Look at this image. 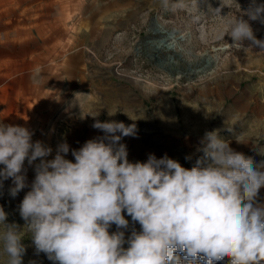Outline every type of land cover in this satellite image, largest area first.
<instances>
[{
  "label": "rangeland",
  "instance_id": "rangeland-1",
  "mask_svg": "<svg viewBox=\"0 0 264 264\" xmlns=\"http://www.w3.org/2000/svg\"><path fill=\"white\" fill-rule=\"evenodd\" d=\"M225 2L229 7L218 15L212 10L221 8L223 0H171L183 5L175 10L171 3L164 8L161 0H56L55 11L46 0H0V123L27 127L33 142L52 148L48 160L66 142L65 158L75 162L73 149L104 135L92 127L98 119L136 125L135 136H122L119 142L133 163L146 162L149 154L157 159L166 154L191 169L204 155L197 151L201 138L212 130L254 163L264 161V123L251 119V104L264 97V50L249 47V41L239 48L229 36L221 38L251 0ZM67 11L76 52L70 83L64 57ZM249 24L255 37L264 40V24ZM106 92L118 93L109 99ZM109 102L115 118H109ZM24 174L27 186L15 196L13 178L3 181L0 206L7 222L23 233L22 264H54L35 252L31 233L24 231L19 206L35 178L27 160ZM257 203L264 204V187ZM122 215L129 222L122 229L127 240L141 226L126 211ZM116 231L113 224L109 232ZM176 255L185 260L182 253ZM0 264H7L2 243ZM215 264H229V258Z\"/></svg>",
  "mask_w": 264,
  "mask_h": 264
},
{
  "label": "clouds",
  "instance_id": "clouds-1",
  "mask_svg": "<svg viewBox=\"0 0 264 264\" xmlns=\"http://www.w3.org/2000/svg\"><path fill=\"white\" fill-rule=\"evenodd\" d=\"M161 3L167 9L171 0ZM177 7L183 5L171 3L173 10ZM223 7H229L225 0L212 11L221 15ZM249 21L264 24V3L251 0L221 38L229 36L239 48L249 41V47L264 50V40L255 37ZM115 113L108 111L109 116ZM92 127L104 135L73 149L72 162L65 158L66 142L48 160L52 148L33 142L27 127L0 123V187L13 178L15 196L27 186L25 160L34 165L35 178L19 212L37 254H46L54 264H196L197 258L215 264L225 257L229 264H264V204L257 203L264 161L254 163L212 130L201 138L197 151L204 155L191 169L166 154L133 163L119 142L122 136H135L134 123L96 119ZM124 211L141 226L127 240ZM113 224L117 231L110 234ZM0 228L7 264H22L23 233L7 222L2 206Z\"/></svg>",
  "mask_w": 264,
  "mask_h": 264
},
{
  "label": "crops",
  "instance_id": "crops-1",
  "mask_svg": "<svg viewBox=\"0 0 264 264\" xmlns=\"http://www.w3.org/2000/svg\"><path fill=\"white\" fill-rule=\"evenodd\" d=\"M46 3L50 7H54V11H55V7L57 8L59 6V3L54 4V3H56V0H46ZM69 13L70 12L67 11L66 23H65V25H66V28H65V30H66V38H65V42H64V57L66 59L65 62H66V65H67V68H66L65 72H66V75L68 76V83L71 82V79L69 78L70 75H71L70 65L72 64V61L74 60V57H76V52L72 50L73 45L75 43V40H73L72 37H71V29H70L71 26L69 24V18H70V14ZM85 34H86V31L83 30L82 31V41H85V39H86ZM11 58H15V57H11ZM15 61H19V57H16ZM2 68H3V57H0V70H2ZM261 71L264 72V63H262V65H261ZM0 73H2V72L0 71ZM12 76H15V75L12 74ZM16 78H17V76H16ZM16 85L17 84H15V86ZM0 86H2V83L0 84ZM251 107L253 109V112L251 113V119L252 120L262 121L264 123V97H263V101L254 102L253 104H251ZM235 116H237V114H235Z\"/></svg>",
  "mask_w": 264,
  "mask_h": 264
},
{
  "label": "bare ground",
  "instance_id": "bare-ground-1",
  "mask_svg": "<svg viewBox=\"0 0 264 264\" xmlns=\"http://www.w3.org/2000/svg\"><path fill=\"white\" fill-rule=\"evenodd\" d=\"M110 90H112V89H110ZM115 91H119L118 89L116 90L115 89ZM107 94L105 95V96H107L109 99H112V98H114V96H115V94H117V93H112V92H106ZM124 94V93H123ZM124 96V95H123ZM119 97H121V96H119ZM107 98V99H108ZM125 101V100H124ZM88 105V100H84V102H83V104H82V106L85 108L86 106ZM122 106H127L124 102H122ZM83 109V108H82ZM108 110H109V112H115L114 111V105L112 104V103H110L109 102V104H108ZM117 116V114L115 113V115H112V116H109V118H115ZM81 123V122H80ZM83 123V122H82Z\"/></svg>",
  "mask_w": 264,
  "mask_h": 264
}]
</instances>
